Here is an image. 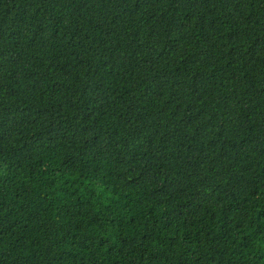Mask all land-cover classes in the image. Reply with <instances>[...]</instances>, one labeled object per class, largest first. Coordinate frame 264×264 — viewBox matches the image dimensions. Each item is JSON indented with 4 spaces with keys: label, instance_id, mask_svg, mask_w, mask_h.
Returning <instances> with one entry per match:
<instances>
[{
    "label": "trees",
    "instance_id": "obj_1",
    "mask_svg": "<svg viewBox=\"0 0 264 264\" xmlns=\"http://www.w3.org/2000/svg\"><path fill=\"white\" fill-rule=\"evenodd\" d=\"M0 264H264V0H0Z\"/></svg>",
    "mask_w": 264,
    "mask_h": 264
}]
</instances>
